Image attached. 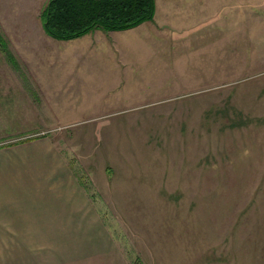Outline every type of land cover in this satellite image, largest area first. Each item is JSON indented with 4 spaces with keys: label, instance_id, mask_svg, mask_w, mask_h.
Returning <instances> with one entry per match:
<instances>
[{
    "label": "crops",
    "instance_id": "crops-1",
    "mask_svg": "<svg viewBox=\"0 0 264 264\" xmlns=\"http://www.w3.org/2000/svg\"><path fill=\"white\" fill-rule=\"evenodd\" d=\"M155 1L154 18L135 27L121 30L95 28L77 38L59 39L60 43L69 47L56 50L57 59L72 62L66 63L65 68H54L56 85L48 86L44 77L39 79L40 82L30 83L26 92L25 89H18L10 78L7 82L0 78V123L15 122L16 118H10L11 108L22 106L24 120L19 121L28 124L23 130L12 132L4 129L5 135L0 134V138L10 139L0 144V264H144L142 259L131 260L121 249L111 222L107 221L111 212H102L97 202L100 197L115 203L158 202L159 196L180 194V190L169 188L187 187L190 179L187 172L194 170L187 164L186 124H181L183 129L173 131V136L168 138L167 144L174 145L171 149H161L165 146L162 141L155 143L153 132L145 133L147 137L138 139L131 149L121 137L118 143L124 150L107 151L103 167L98 169L82 163V173L77 171L80 158L77 155L74 158L66 151L61 139L54 136V130L32 124L40 121H100L95 117H60L65 112L66 117L98 112L102 114L99 116L119 119L111 118L105 122L125 121L128 117H137L135 119L141 122L143 116L128 114L127 102L121 100L128 99L129 91H145L144 81L159 82L167 74L171 78L163 79L160 84L168 85L171 81L174 85L153 87L149 84L147 89L176 90L177 79L172 77L177 74H187V81L192 82L191 76L201 73L202 58L205 60L207 53L215 49L208 45L217 43V38L209 39L208 35L217 26L216 19L212 17L224 0ZM47 2L37 11H27L29 17L15 22L16 28L10 33L18 43L23 44L24 47H19V50L23 49L26 59L32 54L42 59L43 54L48 52V49L42 50L43 44L34 49L32 43L56 40L47 33L42 20ZM39 15L41 17L37 18ZM10 34L7 35L9 41ZM48 70L39 67L28 72L29 75L48 76ZM147 76L151 78L146 79ZM179 82L182 83L183 79ZM19 90H23L22 103L19 101L21 96L17 94ZM30 90L39 91V96H33ZM50 90L71 92V96L78 101L68 111L62 110L63 113L58 108L53 114L45 111L43 119L36 112L33 114L31 109H26L35 106L36 102H39L38 108H45L46 99H49L46 92ZM113 91L116 92L115 97L109 100L115 99L117 107L124 104V109L113 110L112 103L105 101L108 100L107 94ZM90 97L99 98L100 102L93 106L85 105L83 101ZM173 100L177 103L186 101L182 98ZM159 103L142 104L139 108ZM105 108L107 110L104 111ZM248 119L243 113L239 122L233 119L234 127L244 125L240 122ZM162 145L164 147L160 148ZM88 178L98 188L100 197L95 194L97 191H89L84 182ZM96 178L100 181L96 182ZM121 213L124 218L139 219L134 224L136 229L141 230L142 241L157 246L153 233H160L161 218L158 215L152 217L156 221L146 223L142 221L146 218L145 214L130 216L128 213L134 212ZM148 232L151 234L148 235ZM162 235L163 240L175 241L174 233L171 236Z\"/></svg>",
    "mask_w": 264,
    "mask_h": 264
},
{
    "label": "rangeland",
    "instance_id": "rangeland-1",
    "mask_svg": "<svg viewBox=\"0 0 264 264\" xmlns=\"http://www.w3.org/2000/svg\"><path fill=\"white\" fill-rule=\"evenodd\" d=\"M46 2L47 0H0V33L7 41L11 57L10 59L0 49V78H4L5 82L10 78L18 89H25L26 92L29 91L27 86L30 83L40 82L39 79L44 77L47 78L48 86L56 85L57 74L54 68H65L66 63L72 62L57 59L56 50H66L69 47L68 44L60 43V38L49 39V43H32L31 47L34 49L43 44L42 50L48 49V52L43 54L42 59L33 54L26 59L23 44L18 43L10 34L16 28L15 22L29 17L27 11H37ZM218 6L221 9H217L212 17L216 19L217 26L208 35L209 39L217 38V43L208 45L215 49L207 53L205 60L202 58L201 73L193 74L192 82L187 81V74H177L172 77L177 79L176 90L147 89L149 84L153 87L174 85L171 81L168 85L160 84L163 79L171 78L167 74L159 82L144 81L145 91H129L128 99H121L122 102H127L128 114L143 116L141 122L135 119L137 117L105 122L111 118L119 119L99 116L102 114L98 112L93 115L66 117L65 111L71 109L78 100L72 97L71 92L57 90L46 92L49 99H46L45 108H38L39 102L26 108L31 109L33 114H39L41 119L45 111L53 114L58 111L57 108L61 113L64 110L65 114L60 116L62 118H99L100 121L90 123L40 121L41 123L32 124L54 130V136L61 139L66 151L74 158L76 155L80 158V168L77 167L79 173H82V163L86 167L89 164L98 169L103 167L107 151L124 150L118 143L121 137L125 138L124 141L131 149L138 139L147 137L145 133L153 132L155 143L162 141L165 146H159L161 149H171L174 145L167 144L170 140L168 138L173 136V131L183 129L181 124H186L187 164L194 170L187 172L190 175L187 187L169 188L180 190V194L159 196L158 202H106L100 197L101 194L93 186L91 179L84 181L91 193L97 191L95 194L101 199L97 202L99 209L111 212L106 213L107 221L111 222L121 249L133 261L142 259L144 264H147L144 260L149 264H264V251L256 243L264 242V213L256 212L253 206L257 202L261 203V211L264 212V0H224ZM19 47L22 48L19 50ZM39 67L50 69L48 76L29 75L28 71ZM150 78L147 76L146 79ZM181 78L182 83L179 82ZM30 91L33 96H39V91ZM17 94L21 96L19 101L22 103L23 90H19ZM115 94L114 91L108 93V100L105 101L112 103L113 110L124 109V104L117 107L115 99L109 100ZM119 94L123 95V92ZM173 98L186 101L177 103ZM157 101L160 102L159 105L139 108V105ZM83 102L93 106L100 100L90 97ZM132 108L133 110H129ZM228 108L231 119L240 121V118L233 115L241 112L249 119L240 122L244 125L234 127L228 123L231 119L223 114ZM11 109L13 111L11 110L10 118L16 120L0 123L1 136L5 135L4 129L20 131L28 125L19 121L24 120V107ZM8 141L10 139L0 138V144ZM97 181L100 179L96 178ZM258 189L263 193L257 195ZM125 211L134 212L128 213L130 216L145 214L146 218L142 221L146 223L156 221L152 218L153 215L161 218L160 233H153L157 246L142 241V234L139 233L141 230L136 229L137 225L134 224L140 220L124 218L121 212ZM257 213L260 215H256ZM171 233H174L175 241L161 239L164 237L162 234L171 236ZM256 238L259 240L256 241Z\"/></svg>",
    "mask_w": 264,
    "mask_h": 264
},
{
    "label": "trees",
    "instance_id": "trees-1",
    "mask_svg": "<svg viewBox=\"0 0 264 264\" xmlns=\"http://www.w3.org/2000/svg\"><path fill=\"white\" fill-rule=\"evenodd\" d=\"M155 10V0H48L42 12V20L49 35L60 39H73L95 28L121 30L135 27L152 20ZM6 43L0 33V49L10 57ZM223 114L230 118V108ZM235 118L243 119V113L235 114ZM228 123L234 126L233 118ZM261 188L263 190L262 186ZM257 191V195L264 192L259 189ZM253 206L256 212L264 213L261 211V203L257 202ZM256 243L264 251V242Z\"/></svg>",
    "mask_w": 264,
    "mask_h": 264
}]
</instances>
